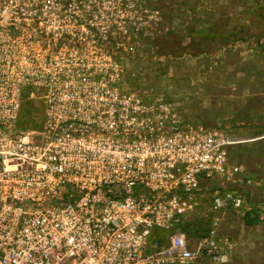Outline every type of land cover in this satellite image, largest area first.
Returning a JSON list of instances; mask_svg holds the SVG:
<instances>
[{"label":"built area","instance_id":"1","mask_svg":"<svg viewBox=\"0 0 264 264\" xmlns=\"http://www.w3.org/2000/svg\"><path fill=\"white\" fill-rule=\"evenodd\" d=\"M156 15L140 0H0V264H225L217 218L194 247L176 231L202 188L216 186L214 213L261 215L229 188L234 141L124 76ZM32 97L39 119L20 124Z\"/></svg>","mask_w":264,"mask_h":264},{"label":"rangeland","instance_id":"2","mask_svg":"<svg viewBox=\"0 0 264 264\" xmlns=\"http://www.w3.org/2000/svg\"><path fill=\"white\" fill-rule=\"evenodd\" d=\"M140 1L157 12L160 33L143 38L125 59L124 76L151 84L193 120L233 140L231 158L240 172L229 188L263 208L256 225H246L235 209L214 213L216 186H205L192 217L204 235L176 231L194 247L217 218L219 235L227 238L225 264H264V0ZM22 108L35 125L41 101L26 98Z\"/></svg>","mask_w":264,"mask_h":264},{"label":"trees","instance_id":"3","mask_svg":"<svg viewBox=\"0 0 264 264\" xmlns=\"http://www.w3.org/2000/svg\"><path fill=\"white\" fill-rule=\"evenodd\" d=\"M147 84V83H146ZM151 85V84H148ZM26 117V121H20V124H23L24 122L30 124L31 123V118ZM251 206H255V204L251 203ZM244 223L246 225H256L259 223V217L257 211L252 209V211H248L244 214L243 216ZM197 225V220L195 218L188 219L180 223L178 226L179 229L182 231L186 230L189 233H192L193 231L198 234V236H203L205 228H200ZM170 231L167 230H162V229H154L152 232L151 240L155 243L156 246H161L167 243V237L170 234ZM184 233V232H183Z\"/></svg>","mask_w":264,"mask_h":264},{"label":"crops","instance_id":"4","mask_svg":"<svg viewBox=\"0 0 264 264\" xmlns=\"http://www.w3.org/2000/svg\"><path fill=\"white\" fill-rule=\"evenodd\" d=\"M228 260V259H227Z\"/></svg>","mask_w":264,"mask_h":264}]
</instances>
